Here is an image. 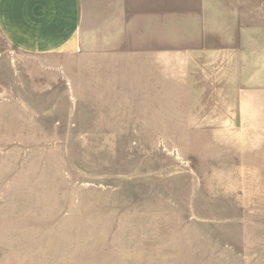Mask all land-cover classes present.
Listing matches in <instances>:
<instances>
[{"label": "rangeland", "instance_id": "1", "mask_svg": "<svg viewBox=\"0 0 264 264\" xmlns=\"http://www.w3.org/2000/svg\"><path fill=\"white\" fill-rule=\"evenodd\" d=\"M109 59L0 33V264H264V95Z\"/></svg>", "mask_w": 264, "mask_h": 264}, {"label": "crops", "instance_id": "2", "mask_svg": "<svg viewBox=\"0 0 264 264\" xmlns=\"http://www.w3.org/2000/svg\"><path fill=\"white\" fill-rule=\"evenodd\" d=\"M0 33L28 54H98L141 79L178 72L264 95V0H0Z\"/></svg>", "mask_w": 264, "mask_h": 264}]
</instances>
